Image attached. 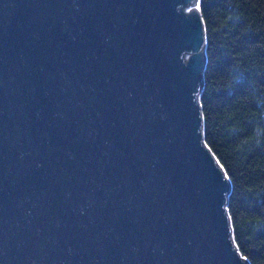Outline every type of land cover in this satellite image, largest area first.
<instances>
[{
  "label": "water",
  "instance_id": "1",
  "mask_svg": "<svg viewBox=\"0 0 264 264\" xmlns=\"http://www.w3.org/2000/svg\"><path fill=\"white\" fill-rule=\"evenodd\" d=\"M207 44L199 0H0V264H251Z\"/></svg>",
  "mask_w": 264,
  "mask_h": 264
},
{
  "label": "trees",
  "instance_id": "2",
  "mask_svg": "<svg viewBox=\"0 0 264 264\" xmlns=\"http://www.w3.org/2000/svg\"><path fill=\"white\" fill-rule=\"evenodd\" d=\"M207 36L204 139L232 181L233 239L264 264V0H199Z\"/></svg>",
  "mask_w": 264,
  "mask_h": 264
}]
</instances>
